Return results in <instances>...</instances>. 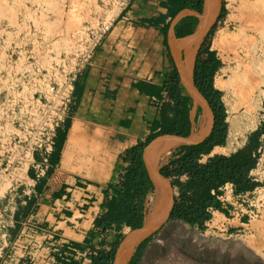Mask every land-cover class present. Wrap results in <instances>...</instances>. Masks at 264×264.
I'll return each instance as SVG.
<instances>
[{"label": "crops", "instance_id": "obj_1", "mask_svg": "<svg viewBox=\"0 0 264 264\" xmlns=\"http://www.w3.org/2000/svg\"><path fill=\"white\" fill-rule=\"evenodd\" d=\"M25 1L21 10L32 20L48 8L42 0ZM257 1L239 0L237 32L244 7L251 10ZM59 7L51 5L52 11L44 16L47 23L60 24L64 15L55 13ZM23 17L16 18V30L9 32L8 39L0 36V107L17 90H33L23 75L28 68L45 63L48 54L40 42L33 43L38 38L19 31ZM197 24V12L180 9L177 0L125 1L90 64L76 78L71 112L57 129L47 168L38 173V153L22 170L4 168L7 187L0 196V264H92V256L109 251L117 236L130 230L103 232L95 221L106 211L114 191L122 189L120 180L127 168L123 156L151 138L169 136L158 134L163 121L172 118L169 77L184 58V50L176 52L174 46L192 36ZM232 34L219 31L213 43L232 55L235 65L230 81L237 66L229 49ZM219 74L224 77L225 71L220 69L214 80ZM222 81L221 91L228 90L230 84ZM180 86L181 95L189 97L181 81ZM187 106L192 133L191 99ZM4 120L0 109V166L5 165ZM216 148L223 150L216 146L210 156ZM239 196L233 194L231 184L225 185L219 197L222 211L212 210L211 217L217 214L226 219L234 214L237 208L225 201Z\"/></svg>", "mask_w": 264, "mask_h": 264}, {"label": "rangeland", "instance_id": "obj_2", "mask_svg": "<svg viewBox=\"0 0 264 264\" xmlns=\"http://www.w3.org/2000/svg\"><path fill=\"white\" fill-rule=\"evenodd\" d=\"M31 1L35 2L38 0ZM42 1V6L47 5L48 8L43 6L45 10L42 11L43 14L40 18L32 20L30 17L32 15L27 13V11L21 10V5L26 2L25 0H0V36L6 39L9 38V32L16 30L15 21L21 14L24 17L22 24L19 23L21 26L17 25L21 27L19 31L29 32L32 34V39L38 38L33 42L34 44L40 42L44 49L51 51L67 50L69 39L73 33L78 31L82 26L93 22L96 18H106L113 21L125 3L122 0ZM223 2L226 10L225 15L223 18L217 20L219 10L217 11L218 13L211 23V27L209 26L210 29L212 26L214 27L208 41L210 48L215 51L221 63L214 77L222 69L225 71L224 82L231 85L232 81L230 79L235 65L231 59L232 55L225 49L215 48L213 43L219 31L233 34L237 32L239 25L237 20L239 0H223ZM262 3L264 4V0H262ZM52 4L61 6L55 12L64 15V19L59 18V25L49 24L44 18L46 14L52 11ZM221 4L222 0H220V6ZM31 38H29V41H31ZM255 76L257 82L250 91L249 88L246 89L247 93L251 94V99L256 108L255 121H252L255 126L252 129L248 128L247 125L249 123L243 121L241 118L246 111L248 103H242V100L235 95V92H237L236 87L232 85L226 91L220 90L222 92V101L225 98L223 104L226 110V119L228 117L227 111L235 109L237 112L233 116L237 119L233 126L226 120L228 129L225 145L222 146L223 150L220 149V152L215 151L216 153L213 154H222L221 152L229 154L237 150L246 143L251 132L264 125V70L259 73L255 71ZM244 97L245 94H243ZM200 111V108H198L194 113V117L192 108L193 131ZM260 141L262 143L260 157L257 167L253 171V177L260 183V186L254 191L240 195L234 200L230 198L226 199L227 201L225 202H231L237 208L233 211L234 214L228 216L226 219L215 214L206 223L203 230L184 225L180 220H167L161 229L149 235L150 239L143 246L141 253L136 258V264H177L188 259L200 264L217 262L220 258L229 260L232 257L231 255L238 251L241 254L254 252L264 256V133H262ZM177 151L178 148L172 153L169 160ZM0 158H2L1 155ZM4 168L5 165L0 166V196L7 187L6 184H3L7 178V171ZM146 201L147 197L144 206L146 205ZM232 218L235 219L232 221ZM130 231L125 230L123 236Z\"/></svg>", "mask_w": 264, "mask_h": 264}, {"label": "trees", "instance_id": "obj_3", "mask_svg": "<svg viewBox=\"0 0 264 264\" xmlns=\"http://www.w3.org/2000/svg\"><path fill=\"white\" fill-rule=\"evenodd\" d=\"M203 2L204 0H177L180 9L197 13H201ZM225 12L222 0L217 20L223 18ZM213 27L197 52L193 70L194 85L213 113L212 128L200 143L180 146L177 153L159 170L174 192L168 219L180 220L199 230H203L205 223L211 219L212 210L222 211L219 197L225 185L233 186L234 195L250 193L260 186L251 172L257 167L262 145L260 137L264 133L262 125L249 134L243 146L229 155L210 156L214 147L225 145L228 129L222 92L214 87V75L221 63L215 51L210 50L208 39ZM169 80V94L174 102V107L171 108L172 118L163 121L158 135L187 137L191 133L187 106L190 98L181 95L182 87L175 67ZM152 139L134 147L123 156L127 168L120 180L122 189L114 191L107 202L106 211L95 221L96 227L103 232L110 228L121 230L122 227L135 231L141 227L145 214V198L154 189L142 160L143 149ZM122 239L123 234H119L109 251H99L92 256V264H112ZM149 239L150 236L139 243L128 264H136V258Z\"/></svg>", "mask_w": 264, "mask_h": 264}, {"label": "built area", "instance_id": "obj_4", "mask_svg": "<svg viewBox=\"0 0 264 264\" xmlns=\"http://www.w3.org/2000/svg\"><path fill=\"white\" fill-rule=\"evenodd\" d=\"M111 26V19L96 18L72 34L67 50H47L45 63L25 71L23 76L33 90H17L13 99L0 107L7 128L2 132L5 167L22 170L38 153V173L47 168L57 129L71 112L76 78L90 64ZM177 264L200 263L188 259Z\"/></svg>", "mask_w": 264, "mask_h": 264}, {"label": "bare ground", "instance_id": "obj_5", "mask_svg": "<svg viewBox=\"0 0 264 264\" xmlns=\"http://www.w3.org/2000/svg\"><path fill=\"white\" fill-rule=\"evenodd\" d=\"M209 3L205 14L201 16V22L195 34L186 39L177 41L174 46V51L179 52L184 50V58L179 60L178 66L182 72V86L184 92L190 97L193 106V114L200 108V113L195 123V129L192 130L190 141H198L209 132L212 124V116L203 99L198 95L192 85V68L193 61L199 46L200 41L204 37L208 27L213 22L217 11L220 7V0H207ZM245 11L242 21V27L239 32L231 35L229 49L235 55L237 64L233 73V80L230 87H236L235 95L242 100V103L247 102L246 111L241 117L243 121L249 123L248 128L252 129L255 125L256 108L251 99V94L247 93L246 89H250L257 82L255 71L259 73L264 70V4L262 0L257 1L256 5L250 10L249 6L244 7ZM253 13V17L249 19V12ZM5 13V12H4ZM225 42V41H224ZM224 45V44H223ZM215 46V44H214ZM222 74L217 75L214 80V86L218 90L225 88L223 84ZM252 91V90H251ZM228 93V92H227ZM231 94V93H230ZM243 94L245 97L243 98ZM233 95V94H231ZM227 97V96H225ZM225 101V98H223ZM237 110H228L227 122L233 126L236 117L233 116ZM195 117V114H194ZM180 143L166 138L153 142L146 150L144 158L147 164L150 180L154 185V190L147 196L144 214L145 228L141 230H131L128 234V241L124 249L121 251L120 258L115 264H127L135 252L139 243L150 235L162 222L165 221L168 215V210L171 205L172 191L169 190L166 182L158 174L160 167L165 165L172 153L179 147ZM215 151H221L216 148ZM146 199V198H145ZM185 225V224H184Z\"/></svg>", "mask_w": 264, "mask_h": 264}, {"label": "water", "instance_id": "obj_6", "mask_svg": "<svg viewBox=\"0 0 264 264\" xmlns=\"http://www.w3.org/2000/svg\"><path fill=\"white\" fill-rule=\"evenodd\" d=\"M208 6H209L208 1H207V0H204L201 13H197V15H198V24H197V26H196V29H195L193 35L195 34L196 30L198 29L199 24H200V22H201V16H203V15L205 14V11H206V9L208 8ZM219 9H220V8H219ZM211 25H212V24H211ZM211 25H210V27H211ZM210 27L207 29L205 35L208 33ZM205 35H204V36H205ZM203 38H204V37H203ZM203 38H202V39H203ZM201 41H202V40H201ZM201 41H200V43H199V46H200V44H201ZM199 46H198V48H199ZM198 48H197V51H198ZM197 51H196V54H195V57H194L193 68H192V74H191L192 85H193V88H194V89L196 90V92L198 93V95L203 99V101L205 102V104H206L208 110H209L210 113H211V116H212V124H211V128H212V125H213V119H214V118H213V113H212V111H211V109H210V106L208 105L207 101L205 100V98H204V97L200 94V92L197 90L196 86L194 85V81H193V70H194V66H195V61H196ZM177 72H178V75H179L180 81H181V83H182V81H183V76H182V72H181L179 66H178V68H177ZM211 128H210V130H211ZM210 130H209V132H210ZM209 132L207 133V135L209 134ZM207 135H205L202 139H200V140H198V141H190L191 136H192V133H191L189 136H187V137H179V136H172V135H169V136H167V137H160V138H157V139L151 141V142H150V143L144 148V150H143V154H142V160H143L144 166H145V168H146V170H147L148 176H149V172H148L147 164H146V162H145L144 155H145V152H146L147 148H148L153 142H155V141H159L160 139H163V138H166V139H168V140L178 141V142L180 143V145H195V144H198V143H200L201 141H203V140L207 137ZM159 170H160V168H159ZM159 170H158V174H159V176L162 178V180H163L164 182L167 183L169 190L173 191V190H172V187H171V185H170V183H169V182H168V181H167V180H166V179L160 174ZM149 178H150V176H149ZM153 186H154V185H153ZM153 190H154V189H153ZM172 206H173V193H172V195H171V205H170V208H169V210H168L167 218L165 219L164 222H162L160 225H158V227H157L152 233H154V232L158 231L159 229H161V228L165 225V223L167 222V220H169V219H168V218H169V213H170V211H171ZM181 222H182V221H181ZM183 223H184V222H183ZM184 224H185V225H188L187 223H184ZM188 226H189V225H188ZM143 228H145V225H144V219H143V222H142L141 227L138 228L137 230H141V229H143ZM152 233H151V234H152ZM148 236H149V235H148ZM148 236H147V237H148ZM127 239H128V235H124V236H123V239L121 240V242L119 243V245H118V247H117V249H116L115 256H114V260L112 261V264H115V263L118 261V259L120 258L121 251L124 249V247H125L126 244H127V241H128Z\"/></svg>", "mask_w": 264, "mask_h": 264}, {"label": "flooded vegetation", "instance_id": "obj_7", "mask_svg": "<svg viewBox=\"0 0 264 264\" xmlns=\"http://www.w3.org/2000/svg\"><path fill=\"white\" fill-rule=\"evenodd\" d=\"M231 256L232 257L229 260H224V258H220L218 259L217 263L218 264H264V256L254 252H245L241 254V252L238 251Z\"/></svg>", "mask_w": 264, "mask_h": 264}]
</instances>
